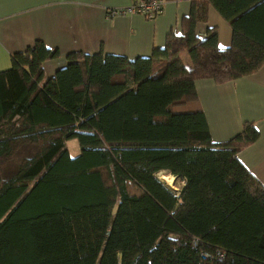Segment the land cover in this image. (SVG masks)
Segmentation results:
<instances>
[{
  "label": "trees",
  "instance_id": "1",
  "mask_svg": "<svg viewBox=\"0 0 264 264\" xmlns=\"http://www.w3.org/2000/svg\"><path fill=\"white\" fill-rule=\"evenodd\" d=\"M192 1L149 57L71 52L46 78L60 52L37 40L0 70V264H264V185L238 157L259 131L214 141L195 87L262 67L264 0ZM210 7L229 47L197 34Z\"/></svg>",
  "mask_w": 264,
  "mask_h": 264
},
{
  "label": "crops",
  "instance_id": "2",
  "mask_svg": "<svg viewBox=\"0 0 264 264\" xmlns=\"http://www.w3.org/2000/svg\"><path fill=\"white\" fill-rule=\"evenodd\" d=\"M131 0H0V70L12 64V54L24 51L37 40L57 48L58 57L46 60L45 77L66 66L67 54L83 52L149 57L165 45L170 32L180 33L182 19L194 10L192 0H166L155 18L140 14L107 16L109 8ZM216 28L217 43L229 47L232 28L214 8L208 20L196 25L198 32ZM195 87L214 141L230 139L246 121L254 122L258 138L239 151L238 157L264 185V64L255 73L224 83L197 79Z\"/></svg>",
  "mask_w": 264,
  "mask_h": 264
},
{
  "label": "built area",
  "instance_id": "3",
  "mask_svg": "<svg viewBox=\"0 0 264 264\" xmlns=\"http://www.w3.org/2000/svg\"><path fill=\"white\" fill-rule=\"evenodd\" d=\"M166 0H131L130 4L126 6L109 8L107 10L108 17L126 14H140L147 18H155L164 9ZM205 32H198V36H205ZM204 258L211 257L207 252L202 254Z\"/></svg>",
  "mask_w": 264,
  "mask_h": 264
},
{
  "label": "rangeland",
  "instance_id": "4",
  "mask_svg": "<svg viewBox=\"0 0 264 264\" xmlns=\"http://www.w3.org/2000/svg\"><path fill=\"white\" fill-rule=\"evenodd\" d=\"M189 55L187 53H184L181 55V59L182 61L184 62V64L189 67L192 65L191 63V59L190 57H188ZM66 146L69 150V153L72 155V156H76L80 153V145H79V142L77 139H69L67 140L66 142ZM161 178L166 181L168 184H170V186L174 189V190H177L178 188L175 186L174 184V177L172 175H162Z\"/></svg>",
  "mask_w": 264,
  "mask_h": 264
}]
</instances>
